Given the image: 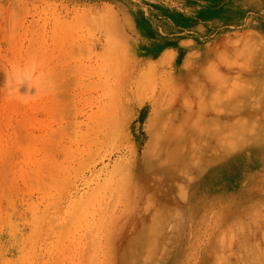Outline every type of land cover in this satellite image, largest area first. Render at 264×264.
Returning a JSON list of instances; mask_svg holds the SVG:
<instances>
[{
  "label": "rangeland",
  "instance_id": "1",
  "mask_svg": "<svg viewBox=\"0 0 264 264\" xmlns=\"http://www.w3.org/2000/svg\"><path fill=\"white\" fill-rule=\"evenodd\" d=\"M0 264H264V0H0Z\"/></svg>",
  "mask_w": 264,
  "mask_h": 264
},
{
  "label": "bare ground",
  "instance_id": "2",
  "mask_svg": "<svg viewBox=\"0 0 264 264\" xmlns=\"http://www.w3.org/2000/svg\"><path fill=\"white\" fill-rule=\"evenodd\" d=\"M178 147H179V146H178ZM173 149H174V148H173ZM170 150H172V149H170ZM216 150H217V149H216ZM172 151L174 152V150H172ZM172 151H171V152H172ZM178 151H179V150H178ZM171 152H170V153H171ZM170 153H169V154H170ZM179 153H180V152H179ZM170 156H172V155H170ZM170 156H169V157H170ZM166 157L168 158V156H166ZM172 157H173V156H172ZM167 158H166V159H167ZM168 160H170V159H168ZM172 160H173V159H172ZM164 161H165V160H164ZM167 166H168V165H167Z\"/></svg>",
  "mask_w": 264,
  "mask_h": 264
}]
</instances>
